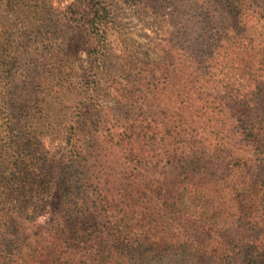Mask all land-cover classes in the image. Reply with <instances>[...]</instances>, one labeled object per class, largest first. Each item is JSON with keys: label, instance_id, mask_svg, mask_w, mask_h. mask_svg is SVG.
<instances>
[{"label": "trees", "instance_id": "obj_1", "mask_svg": "<svg viewBox=\"0 0 264 264\" xmlns=\"http://www.w3.org/2000/svg\"><path fill=\"white\" fill-rule=\"evenodd\" d=\"M88 1L72 14L96 41L83 99L71 116L56 102L55 173L40 156L6 167L22 193L0 200V264H264V18L177 0L171 63L137 68L121 34L115 78V16Z\"/></svg>", "mask_w": 264, "mask_h": 264}, {"label": "rangeland", "instance_id": "obj_2", "mask_svg": "<svg viewBox=\"0 0 264 264\" xmlns=\"http://www.w3.org/2000/svg\"><path fill=\"white\" fill-rule=\"evenodd\" d=\"M104 1L117 22L107 52L114 77L123 76L121 63L128 54L125 41L136 51L131 64L144 69L157 66L155 72L160 74L171 63L170 47L174 46L175 52L179 46L175 27L170 25L180 17L177 0ZM241 1L250 13L264 18V0ZM88 3L0 0V200L13 202L22 193L6 170L18 156L25 160L44 157L49 162L48 171L56 172L65 138L63 126L61 134L54 130L52 114L59 98L64 100L61 107L65 114L78 113L84 78L91 69L90 53L96 47V41L73 21V12L90 10ZM121 34L129 40L121 41ZM13 122L19 124L14 133ZM64 124H68V117ZM49 264L56 262L51 259Z\"/></svg>", "mask_w": 264, "mask_h": 264}]
</instances>
